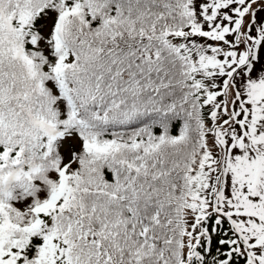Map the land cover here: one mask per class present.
Segmentation results:
<instances>
[{
    "label": "snow or ice",
    "instance_id": "1",
    "mask_svg": "<svg viewBox=\"0 0 264 264\" xmlns=\"http://www.w3.org/2000/svg\"><path fill=\"white\" fill-rule=\"evenodd\" d=\"M0 264H264V0H0Z\"/></svg>",
    "mask_w": 264,
    "mask_h": 264
}]
</instances>
